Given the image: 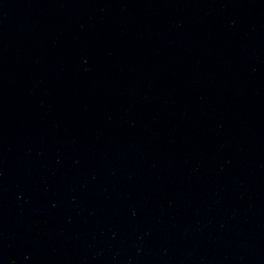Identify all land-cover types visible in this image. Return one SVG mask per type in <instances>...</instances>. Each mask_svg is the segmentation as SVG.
I'll list each match as a JSON object with an SVG mask.
<instances>
[{
  "label": "water",
  "instance_id": "95a60500",
  "mask_svg": "<svg viewBox=\"0 0 264 264\" xmlns=\"http://www.w3.org/2000/svg\"><path fill=\"white\" fill-rule=\"evenodd\" d=\"M0 264H264V0H0Z\"/></svg>",
  "mask_w": 264,
  "mask_h": 264
}]
</instances>
